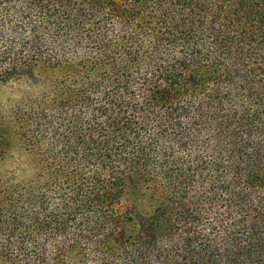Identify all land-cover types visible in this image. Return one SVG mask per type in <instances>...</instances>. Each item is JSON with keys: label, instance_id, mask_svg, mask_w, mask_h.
I'll list each match as a JSON object with an SVG mask.
<instances>
[{"label": "trees", "instance_id": "obj_1", "mask_svg": "<svg viewBox=\"0 0 264 264\" xmlns=\"http://www.w3.org/2000/svg\"><path fill=\"white\" fill-rule=\"evenodd\" d=\"M0 264H264V0H0Z\"/></svg>", "mask_w": 264, "mask_h": 264}]
</instances>
